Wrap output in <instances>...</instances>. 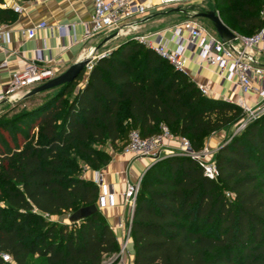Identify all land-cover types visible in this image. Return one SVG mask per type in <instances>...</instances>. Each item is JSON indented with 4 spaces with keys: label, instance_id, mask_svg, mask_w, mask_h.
Instances as JSON below:
<instances>
[{
    "label": "trees",
    "instance_id": "trees-1",
    "mask_svg": "<svg viewBox=\"0 0 264 264\" xmlns=\"http://www.w3.org/2000/svg\"><path fill=\"white\" fill-rule=\"evenodd\" d=\"M215 4L233 31L252 36L264 26L263 0ZM14 19L0 5V22ZM87 70L72 84L40 92L15 117L24 144L12 146L0 132L6 204L0 206V264H103L120 245L100 209L80 222L58 220L97 204L100 187L83 171L109 164L107 147L124 149L133 130L152 137L166 126L200 150L210 134L247 117L238 104L203 94L187 73L133 39ZM215 160L216 179L183 155L148 168L132 217L134 264H264V113L226 141Z\"/></svg>",
    "mask_w": 264,
    "mask_h": 264
},
{
    "label": "built area",
    "instance_id": "built-area-1",
    "mask_svg": "<svg viewBox=\"0 0 264 264\" xmlns=\"http://www.w3.org/2000/svg\"><path fill=\"white\" fill-rule=\"evenodd\" d=\"M188 1L194 0H94V12L91 21L86 26L83 38L88 39L103 32L127 36L132 29H135L136 24L131 22L135 16L144 15L158 7L177 6ZM12 10L22 13L25 8L15 2L12 4ZM261 16L264 20V0ZM45 27H47V23L43 21L27 28L23 33L28 39H32L36 36L38 29ZM67 28V25L60 27L62 31ZM186 32L187 34H185ZM5 33H7L5 25L0 22V39ZM172 33L176 48L170 47L160 33L135 36L134 38L156 51L162 58L170 61L177 70L185 73H188L189 62L196 60V57H199L197 61L199 64L207 62L218 67L219 75L228 80L235 79L236 85L243 93H253L258 96V100L253 105L247 104L242 98L235 102L250 115V120L264 113V64H259L252 59L256 52L264 54V26L252 36L238 35L235 32L237 38L230 43L223 42L220 37L205 29L192 18L174 27ZM188 50L192 52L191 56L187 54ZM105 55L107 54H102L97 58ZM87 58L90 57L87 56ZM49 62L50 60L45 59L43 51H36L33 59L12 72L10 81L0 93V101L23 99L33 88L37 87H33L34 85L40 86L55 78L57 68L43 64ZM93 63L92 60L88 70L92 68ZM198 86L203 94L209 95V89L206 86L202 84H198ZM217 150L209 145L197 150L187 137L173 134L166 126H163L161 134L152 137H143L139 130L131 131L129 143L124 148L125 152L134 153L138 158L149 160L151 165L171 155L190 157L199 162L203 167L204 175L210 179L218 177L215 160ZM143 176L144 174L127 181L126 189L122 194L123 203L130 207L132 217ZM95 181L101 187L103 185L102 175H98ZM116 204L114 191L104 188V193L99 198L98 207L102 209ZM132 217L128 222L127 241L131 238ZM124 224L121 222L120 227H125ZM3 259L12 261L9 254H3Z\"/></svg>",
    "mask_w": 264,
    "mask_h": 264
},
{
    "label": "crops",
    "instance_id": "crops-1",
    "mask_svg": "<svg viewBox=\"0 0 264 264\" xmlns=\"http://www.w3.org/2000/svg\"><path fill=\"white\" fill-rule=\"evenodd\" d=\"M15 2L23 5L25 11L15 12V19L10 23L1 22L5 25L7 33L0 39V93L10 81L12 72L33 59L36 51H43L45 59L50 60L49 63L43 64L57 68V75H61L72 64L87 58L91 49L100 48L101 44L109 39L106 37L104 41H101L100 34L88 39L83 38L86 26L91 21L94 12V0H3L0 5L3 8L12 9V4ZM165 7L163 8L175 10L182 6L180 4ZM161 8L151 9L144 15L135 16L131 22L138 26L137 31L140 34L155 35L160 33L170 47L176 48L177 45L172 39L173 28L190 18L195 19L192 16L196 12L180 11V8L176 11L182 13L176 15L175 13H165ZM43 21L47 23V27L38 29L34 38L28 39L24 35V30ZM66 25L68 28L62 31L60 27ZM128 39L132 38L118 37L116 41L111 40L110 44L115 42L111 49L113 50ZM187 54L191 56L192 52L188 50ZM252 59L259 64H264V54L262 53H254ZM198 60L199 57H196V60L189 62L187 74L197 84H202L209 89V97L229 99L234 103L242 98L249 105H253L258 100V96L253 93H243L236 85L235 79L228 80L221 77L218 67L207 62L199 64ZM37 96L39 93L28 98ZM4 103H7V100L0 101V105ZM107 150L111 154L109 164L97 170L86 168L83 178L96 182L98 175H102L103 185L100 187V195L104 193V188L111 189L116 195L117 204L115 206L100 209L116 234L120 245L119 253L110 256L108 264H134V243L132 238L127 241L126 237L128 222L132 217L131 209L123 203L122 194L126 189L127 181L145 174L151 163L147 159L138 158L134 153L125 152L124 149L114 150L107 147ZM98 202L99 200L97 204ZM61 221L69 222V217L68 219L63 218ZM121 222L125 223V227H120ZM125 244L126 248L124 249Z\"/></svg>",
    "mask_w": 264,
    "mask_h": 264
},
{
    "label": "rangeland",
    "instance_id": "rangeland-1",
    "mask_svg": "<svg viewBox=\"0 0 264 264\" xmlns=\"http://www.w3.org/2000/svg\"><path fill=\"white\" fill-rule=\"evenodd\" d=\"M181 6H182V7H180L181 9L177 8V9H180V11L190 10L191 12L195 11L196 13L206 12V11H209L212 9H216L218 11V9L216 8L215 0L188 1V2L181 3ZM165 8H163V7L161 8L165 13H175L176 15H180L182 13L180 11H176V10L171 9V8H167V9H165ZM195 20L200 25H202L205 29H207L210 32L213 31V33L217 37H219V35L217 34V32L214 28V24L210 19L204 18V17H199V18H195ZM137 27L138 26L135 25V29H132L131 33L127 36H118L112 32L100 33V35L102 36L100 39L101 41H104V39H106V37H108L109 39L106 40L105 42H103L101 44L100 48L95 49L92 54H91V52L93 51V49H91V52L88 56L95 62L98 59L97 58L98 56H100L102 54H109L110 53V51L112 50L111 47L115 43V42H112L110 44L111 40L116 41V39L118 37L134 38L135 36L145 35V34H140L139 31H137ZM234 32H236L238 35H245L243 33L237 32V31H234ZM88 71L89 70H87V72ZM35 86H38V84L34 85L33 87H35ZM40 96L32 97V98L24 97L23 99H20L17 101H10V100L8 101L7 100V103L0 105V124H5L7 122L8 123L7 125L10 126L8 128V130H1L0 132L12 144V146H14L15 144H17V146H19L18 144H24V138L26 135L25 130H20V128L15 127V124H14L15 123V117H17L24 110L31 109L39 101ZM249 121H250V115L247 113V117L241 123L236 124L233 127H230V128L224 129V130H220V131H217V132L210 134L206 138L205 146L209 145L214 149H219L226 141H229L236 133H238L241 129H243L246 126L245 124H247ZM243 125H245V126L243 127ZM18 130H20V132H17ZM32 132H33L32 136L34 137L37 135L38 129H35ZM228 195L231 196L230 194H228ZM0 206L6 207L5 201L0 200ZM63 218L68 219L67 216H61L58 219L63 220ZM109 262H110V259L107 258L104 264H108Z\"/></svg>",
    "mask_w": 264,
    "mask_h": 264
},
{
    "label": "water",
    "instance_id": "water-1",
    "mask_svg": "<svg viewBox=\"0 0 264 264\" xmlns=\"http://www.w3.org/2000/svg\"><path fill=\"white\" fill-rule=\"evenodd\" d=\"M177 10V9H175ZM193 18H199L204 17L210 19L213 24L214 28L219 35V37L222 39L225 43H230L234 41L237 38V34L231 30L225 22L222 20L219 12L216 9H212L206 12H200L196 13L192 16ZM135 40V38H132ZM92 62L91 58H84L74 64H72L69 69H67L63 74L56 76L55 78L49 80L48 82L37 86L33 88L26 97L35 95L37 93H40L42 91L56 88L59 86L69 85L72 84L76 79L79 78V76L87 69H89L90 64ZM100 208L98 205H91V206H85L81 207L80 209L76 210L74 213H72L69 216V222L70 223H76L80 222L93 214L97 213V211Z\"/></svg>",
    "mask_w": 264,
    "mask_h": 264
}]
</instances>
